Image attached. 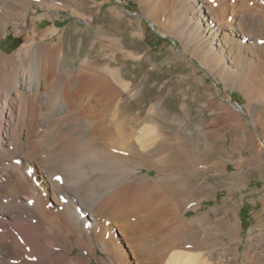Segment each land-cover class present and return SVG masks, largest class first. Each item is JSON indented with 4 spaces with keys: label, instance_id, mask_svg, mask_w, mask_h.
<instances>
[{
    "label": "bare ground",
    "instance_id": "obj_1",
    "mask_svg": "<svg viewBox=\"0 0 264 264\" xmlns=\"http://www.w3.org/2000/svg\"><path fill=\"white\" fill-rule=\"evenodd\" d=\"M138 1L147 8L146 19L156 32L178 42L183 47L184 57H193L218 81L245 95L249 103L244 107L246 113H254L257 104L264 105V0ZM62 5L68 6L59 0H0V39L7 35L10 25L17 27L15 35L24 37L13 54L0 51V264H92V260L96 264H211L204 262L198 253L176 250L186 244L185 239L193 228L192 224H186L187 210L175 200L187 198L183 192L185 184L179 180L174 188L177 192L172 191L169 184L172 177H167L171 168L166 155L159 153L154 138L159 136L158 132L153 137L156 125L138 129L145 122H154L155 119L149 117L154 115L156 108L150 107L144 113L137 107L138 100L130 107L118 101L115 86L125 93L132 80L126 81L123 77L127 69L120 65L116 53L110 48L101 63L98 58L89 57L83 58L81 61H85L78 67H64L60 38L47 42L48 38L58 36L59 29L53 26L41 31L35 20L42 18L28 16L33 6L60 9ZM157 15L162 17L155 19ZM132 35L140 38L143 34L135 31ZM120 54L125 59L139 57L126 50ZM27 58H31L32 69L17 73L16 64ZM63 75L68 80L57 87L54 81ZM226 101L240 119L246 116L240 106L230 99ZM58 104L68 114L79 110L76 115L70 114L69 120L75 116V120L85 122L83 126L89 129V141L96 144L97 151L110 166L128 168L127 181L119 183L117 180L109 193L94 205L81 196L82 192L71 187L73 183L70 186L62 182L64 179L55 177V172L70 164L72 157L69 160L66 156L73 150L59 147L54 136L58 129L47 141L51 130L62 127L54 117ZM43 109L46 112L42 115ZM65 122L63 126L69 124ZM44 125L48 131L40 132ZM252 130V137H247L253 149L250 155L261 161L264 132L254 119ZM81 149L84 151L83 146ZM96 160L91 159V167L98 164ZM103 164L100 163L102 170ZM194 164V172L200 174V161ZM143 168L148 172L139 175ZM221 168L223 173L227 172L226 165ZM151 169L156 171V177L151 176ZM95 170L100 171L99 168ZM116 175L111 178L118 179ZM195 176L199 190L202 178ZM138 184L145 188L144 195L152 190L156 195L151 199L138 194ZM158 197L161 200L154 205L164 203L165 213L160 210L164 214L153 207V200ZM193 208L197 210L200 206ZM227 229L231 232L232 224H228ZM234 230L237 231V227ZM198 233L194 234V241L190 240L191 246L197 249L204 241Z\"/></svg>",
    "mask_w": 264,
    "mask_h": 264
},
{
    "label": "rangeland",
    "instance_id": "obj_2",
    "mask_svg": "<svg viewBox=\"0 0 264 264\" xmlns=\"http://www.w3.org/2000/svg\"><path fill=\"white\" fill-rule=\"evenodd\" d=\"M59 2H64L68 6L62 5L63 7L60 9L33 6L28 16L30 18H37L38 16L42 18L41 21L35 20L37 28L41 31L53 26L59 29L58 36L48 38L47 42H54L60 38V56L64 67H78L81 62L89 57H92L93 60L98 58L101 63V60L106 56L105 54L108 53L106 51L111 48L116 53L120 65H124V68L127 69V74L123 77L126 81L132 80L125 93L120 87L115 86L117 97H119L118 101H121L126 107H130L134 101L138 100L137 103L140 107H137L144 113L149 111L150 107L156 108L154 115L149 117L155 119L154 122H145L139 125L138 129L156 125L154 126L156 132H153V137L154 133L158 132L156 135L159 136L154 138L157 140L159 153L166 155L168 167L171 168L172 172H169L167 177H172V180L169 181L172 191H176L180 181L185 184L183 192L187 198L182 200L176 197L175 200L187 210L185 221L188 225L192 224L193 226H190L193 228L186 238L187 240L185 239L186 242L184 243L186 244L181 247L178 246L176 250L198 253L202 255L204 262L211 264H264V166H262L264 155L261 157V161L251 156L253 149L247 140V137H252L253 119L259 126H262L264 132V105H255V114L246 113L245 108L249 103L245 95L241 91L218 81L193 57H184L181 54L183 47L178 42L169 36L156 32L152 24L146 19L147 8L141 6L138 0H78L76 2L59 0ZM158 17L160 19L162 15H157L155 19ZM19 29L21 28L19 27ZM161 29L164 30V27ZM16 30V26L10 25L7 35L0 39V51L6 55L13 54L23 42L24 37L15 35ZM135 31L143 35L140 38L137 35L133 36L132 33ZM122 50L139 54V60L125 59L120 54ZM83 58L85 60L81 61ZM19 62L16 64L17 73H21L24 69H32L31 58ZM66 80L68 78L63 75V77H57L54 82L58 87ZM225 98L240 106L248 118L240 116L242 117L240 119L235 113L234 107L229 105ZM56 107L54 117L58 126H62L60 128L62 131L59 130V127L51 130L52 136L48 135L47 141L56 136L59 147L73 148L66 157L69 160L71 157L72 159L74 156L76 157L70 160L71 165H65L61 171L55 172V177L58 180L64 179L61 181L70 186L73 183L71 187L78 190L79 193L82 192L81 196L86 201L88 200L89 204L94 205L109 193L112 184L117 183V180L119 183L127 181L128 168L123 165V169L122 165H116L123 169L120 171L116 169L115 165L111 164L112 166H110L107 159L102 158L104 156L101 157L97 151L96 144L89 141V136H87L89 129L87 126H83L85 122L82 124L83 121L75 120V116L69 120L70 114L76 115L79 110L68 114L59 104ZM132 110L137 111V108ZM45 112L43 109L41 114L43 115ZM60 115L62 117L57 118ZM63 122L65 124L69 122V124L63 126ZM239 122H242L243 125ZM238 123L239 127L236 125ZM46 126H43V130L41 127L40 132L47 130ZM56 130L57 134L54 135ZM70 130L75 131L71 132ZM50 132L48 133L50 134ZM64 134H66L65 137ZM82 136L83 138H81ZM43 140L45 142L46 138ZM82 146L84 151L81 149ZM160 146L164 149L166 147V149L163 150ZM76 148L81 151L79 150V152ZM80 153L82 155H79ZM191 156L200 161V174L194 172L196 160L192 159ZM92 158L97 159L95 163L98 162V164L93 165L94 169L93 166L91 167ZM100 163H104L102 168L103 170L106 169L107 173L101 169ZM105 164L106 166H104ZM224 165L227 166L226 173L221 170ZM89 168H92L93 171H90ZM97 168L100 169V171L97 170L98 173L95 172ZM113 168L117 170L114 173ZM101 170L103 173H99L102 172ZM88 171H90L89 175L87 174ZM123 171H126L125 174L123 173L124 175L119 174ZM147 172L148 169L143 168L139 175ZM62 174H65L66 177ZM150 174L154 177L157 176L153 169L150 170ZM90 175L92 176L89 177ZM115 175L118 179H113ZM195 175H200L202 178L199 190L196 187L199 184ZM175 177L178 178L175 179ZM88 178L94 181L92 182ZM103 190L107 191L103 192ZM143 191L145 188L138 184V194L151 199L154 197L153 190L145 195ZM147 191L150 190L147 189ZM154 200L153 205L161 199L158 197ZM197 205L200 208L195 210L193 207ZM153 207L155 211L161 210L165 213V210H162L165 209L164 203L162 206L154 205ZM189 221L190 223H188ZM196 221L200 222V226ZM228 224L233 226L231 232L227 229ZM234 227H237V231L234 230ZM196 233L204 240L198 249L191 246ZM75 252L77 251L75 250ZM98 255H100L99 252ZM255 258L256 261H254ZM92 264H96V262L92 260Z\"/></svg>",
    "mask_w": 264,
    "mask_h": 264
}]
</instances>
